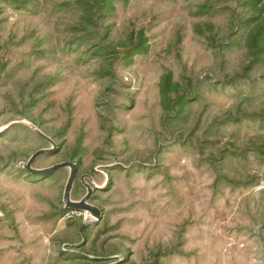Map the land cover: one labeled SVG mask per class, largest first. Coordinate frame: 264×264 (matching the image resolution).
Instances as JSON below:
<instances>
[{
	"label": "rangeland",
	"instance_id": "obj_1",
	"mask_svg": "<svg viewBox=\"0 0 264 264\" xmlns=\"http://www.w3.org/2000/svg\"><path fill=\"white\" fill-rule=\"evenodd\" d=\"M0 264H264V0H0Z\"/></svg>",
	"mask_w": 264,
	"mask_h": 264
},
{
	"label": "water",
	"instance_id": "obj_2",
	"mask_svg": "<svg viewBox=\"0 0 264 264\" xmlns=\"http://www.w3.org/2000/svg\"><path fill=\"white\" fill-rule=\"evenodd\" d=\"M41 136L47 139L48 141L51 142V140L44 136L40 132ZM48 152L46 149H42L41 151L36 152L32 157L28 160V162L25 164V168L31 172L39 173V172H53L54 170L57 171V169H62V168H69L70 173L69 177L67 180V183L64 188V193H63V204L66 206V210H76V211H83L85 213L91 214L94 217H100V211L93 205L90 204V199L92 198L94 190L91 189L88 185L87 187V193L86 195L81 199V200H73L72 199V193L74 189V184H75V179H76V173H77V166L72 163H63L60 165H56L50 169H47V171H37L32 169V165L34 161L38 158L41 157V155L45 154Z\"/></svg>",
	"mask_w": 264,
	"mask_h": 264
}]
</instances>
